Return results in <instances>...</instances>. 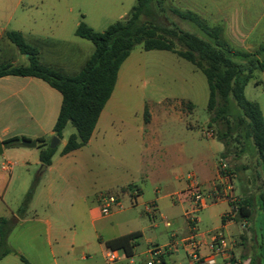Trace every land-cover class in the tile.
<instances>
[{
  "label": "rangeland",
  "instance_id": "obj_1",
  "mask_svg": "<svg viewBox=\"0 0 264 264\" xmlns=\"http://www.w3.org/2000/svg\"><path fill=\"white\" fill-rule=\"evenodd\" d=\"M160 1L162 12L156 18L160 24L174 23L184 31L202 36L194 25L181 20L170 8L189 10L209 25L221 26L224 38L234 49L254 52L264 44V0ZM134 4L135 0H0V30L23 32L26 43L41 53V64L73 76L93 52L91 42L74 35L76 26L84 22L94 31L102 32L108 25L124 19ZM1 62H13L16 66L28 63L27 56L6 41L0 44ZM244 95L259 106L264 119V74L258 69L253 70V78L245 86ZM207 100L205 78L189 62L167 51H144L136 45L120 67L116 86L105 107V111L110 112L103 118L114 121L118 128L119 120L141 124L144 117L150 116L161 145L167 146L171 152L168 160L174 158L177 145L182 147L187 159L185 157L178 166L165 162L161 171L150 168V174L145 177L143 172L139 173L142 165L137 142H132L133 133L123 134L117 140L118 134L113 130L109 131L104 143L94 142L67 156L65 159L70 172L63 177L58 172L40 173L42 165L37 159L41 145L10 150L7 161L12 164L14 176L5 191L0 189V216L15 219L7 238L11 252L1 264H24L20 256L28 264H107L100 255L104 242L126 232L127 226H111L110 217L102 216L99 211L98 195L107 192L116 178L128 176L126 169L135 175L136 184L141 189L145 184V189L138 196L142 205L132 211L137 219L129 226L138 228L141 238L136 255L123 264H130V261L131 264H146L148 255H140L146 248L169 243L172 234L183 236L188 233L187 219L183 216L188 203L185 200L180 202L184 198L190 199L186 193L187 174L196 176L204 164L210 170V174L206 171L204 177L211 179L213 165L217 163L219 173L229 176L233 190L226 191L225 196L228 197L218 199L205 195L206 207L192 215L198 220L195 222L197 234L222 230L230 241L235 240L234 258L239 261V255H247L256 246V241L250 242L248 226L241 227L236 210H232L227 202L236 204L249 200L252 203L250 219L260 242L261 225L264 230L258 199L264 192L262 165L253 149L245 148V152L239 154L244 142L235 134L227 138V157L220 158L223 144L215 138L217 127L208 126ZM187 101L193 105L192 111ZM208 130L213 131L212 138H207ZM73 133L75 129L67 124L62 131V139L66 141ZM194 142L200 149L193 150ZM56 147V150L61 149V139ZM162 153L153 151L147 160H163ZM58 157L57 154L55 160ZM220 161L226 164L225 170L221 168ZM146 165L150 166L149 161ZM4 176L7 177L6 174ZM33 186L26 212L17 217V209ZM109 192L111 194L112 191ZM167 194L170 196L162 198L157 205L163 206L162 213L169 226L153 211L156 198ZM118 195L123 210H126L128 196ZM146 207L148 215L144 212ZM229 211L234 218L225 221L227 226L220 229L221 216ZM45 221L50 222L54 230L50 236H47ZM178 259L186 264L181 250Z\"/></svg>",
  "mask_w": 264,
  "mask_h": 264
},
{
  "label": "trees",
  "instance_id": "obj_2",
  "mask_svg": "<svg viewBox=\"0 0 264 264\" xmlns=\"http://www.w3.org/2000/svg\"><path fill=\"white\" fill-rule=\"evenodd\" d=\"M170 11L194 25L202 36L184 31L174 23H158L156 18L162 12L160 0H135L124 19L108 25L102 32H96L80 22L74 35L91 42L94 49L73 76L41 64L38 50L26 43L20 32L7 31L5 38L20 54L27 56L28 63L16 66L11 62H1L0 78L34 77L60 93L61 105L53 132L60 140L67 124L75 129L61 150L62 154H67L83 147L90 139L99 115L113 92L118 71L136 45L144 51L170 52L189 62L205 78L208 88V126L217 127L215 138L223 144L220 158L227 157V138L235 134L236 138L244 142V148L239 154L244 153L245 148L253 149L264 173V119L259 106L247 100L244 95L245 86L253 78V70L258 69L264 74V44L259 45L254 52L234 49L224 38L221 26H211L189 10L181 11L171 7ZM148 118L146 116L143 119L146 122ZM21 139L7 138L2 144L4 148L17 147ZM38 142L43 147L39 152V161L47 167L57 147L51 149L43 139ZM33 190L34 186L27 191L17 209V217L26 212ZM258 199L264 219V192ZM235 205L237 220L251 218L252 203L249 200L230 203V208ZM14 219L0 217V260L11 252L7 238ZM140 237L141 233L136 231L106 240L104 246L111 251L121 250L126 257H131ZM261 237L258 243L259 257L264 260V230ZM19 259L28 264L23 257Z\"/></svg>",
  "mask_w": 264,
  "mask_h": 264
},
{
  "label": "crops",
  "instance_id": "obj_3",
  "mask_svg": "<svg viewBox=\"0 0 264 264\" xmlns=\"http://www.w3.org/2000/svg\"><path fill=\"white\" fill-rule=\"evenodd\" d=\"M6 32L7 31L5 30H0V44L4 41L8 42L7 39L5 38ZM17 32H20L22 35L24 34L21 31H17ZM32 36L34 38H39L36 35H31V37ZM39 40L43 41L44 39L39 38ZM38 53H39V59H40L41 53L40 52ZM44 63L46 64V62ZM11 64H13V62H11ZM54 67L57 68V66H54ZM117 80H118V74H117L116 82ZM115 86H116V83H115ZM110 98L107 100L106 104L104 105L103 110L101 111L99 115L95 128L88 142L83 147L77 150H73L67 154H62L61 150L63 146L65 145L66 141L61 138V149L55 151V153L53 154L51 158V164L47 166L43 172H46V171L47 172H58L61 177L68 174L70 170L68 169V162L66 161L65 158L69 155H73L77 152H80L81 149L87 146H90V144L94 142L99 141L100 143H104L106 139H108L110 135L109 131L111 130L115 131V133L118 134L117 140H120L123 134L133 133L132 142H135V143L137 142L136 144L138 146V149H137L138 155L141 159V165H142L141 171L139 173L143 172L145 177H148L147 175L150 174V168H153V169L159 168L161 171V168H163L165 162L172 166L173 165L178 166L182 163L183 160H185V157L187 159V156L185 152L183 151L182 147L181 146L179 147L177 145L178 149L175 151L174 158L171 160H168V157L171 152L167 146L161 145V140L159 139L158 135L155 132L156 129L153 123V118H151L150 116L148 118V121L145 122V120L143 119V122L141 124L140 123L130 124L128 122H123L119 120L118 122L120 125H118V128H117V124L114 121L103 118L104 114L107 115V113L110 112V110L108 112L105 111V107L107 103L110 101ZM187 103H189L190 110L192 111L193 105L189 101H187ZM181 104L179 107L180 110H181ZM60 105H61L60 93L56 91L55 89L51 88L47 83L43 82L42 80L38 78L27 77V76L1 77L0 78V142L2 143V141L7 138L19 137L22 139H29V140L34 139L37 141L36 145L37 144L42 145V143L38 142L39 139H43L44 142L47 143V141L51 137L54 136L53 126L56 122L59 109H60ZM189 128H191L190 125H189ZM18 148H24V147L19 145L13 148H4L2 144L3 152L0 155V189H4V191L9 187L11 180L14 176V173H13L14 170L11 169L12 164L7 161V157H9L11 154V153L9 154V152H11L10 150H19ZM198 149H200V147L198 146L196 142H194L193 150H198ZM153 151H160V152L163 151L162 155L164 156V159L163 160L161 159L147 160L148 158L147 156L151 155V152ZM16 152H20V151H16ZM17 154L20 155L23 153H15V155ZM57 154L59 155V157L55 160V156ZM37 160H38L37 162L40 163L39 158ZM147 161H149V165H150L149 167L146 165ZM213 168H214V171H213L211 179L209 178L205 179L204 176L206 174V171L208 172V174H210V170L208 167L202 164V166H200V170L198 169L199 173H197L196 176L194 175L195 180L202 190L204 188L206 189L203 191L207 194V197H210V199L211 198H214V199L223 198L226 195V191L232 192L233 190L232 184H231V181H229L227 178H225L223 175L219 173L218 163L213 165ZM178 169L180 170L181 167H178ZM126 172H128L129 174L128 176L118 177L115 180L112 179L114 183L110 186L111 188H107L109 190L105 192L106 194H110L109 191H112L111 194L114 193V195L116 196L117 194H120L121 196L126 195L129 198L127 202L128 207L126 210H123L124 206L122 202L120 201L122 204V209L109 215L111 226H122V225L127 226L126 232H123L122 234L118 236H122V235L136 232V231L141 233V231L138 230V228H133V227L129 228V226H130V223L134 222L137 219L133 216L132 211H134V209H136L138 205H142L141 203H139L138 196L142 194V189H145V184L141 189V187L136 184L137 180L135 178V175H132L131 170L126 169ZM5 174L7 175V177L4 176ZM186 182H187L186 183V190H187V185H188L187 177H186ZM132 190L137 191V196L134 197L133 201L131 199ZM168 196H170V194H167L166 196H162V197H157L155 202L153 203L154 213L156 212L158 214V218L161 221L165 220L166 222L168 221L166 218H164L163 213H162V211H164L163 206L161 207L157 205V202H159L162 198L168 197ZM180 196H182V194H180ZM225 197H228V196H225ZM118 198H119V195H118ZM186 198H187V195H186ZM0 199H1V196H0ZM184 200L188 203V207H189L190 201L188 199L184 198L180 202H184ZM224 200H226L227 202L226 198ZM227 203H228V206L230 207V203L229 202ZM187 210H185L183 214V216H185L186 219H187L186 217ZM148 211L149 209L146 207L144 209V212L147 215L149 214ZM0 217L7 218L5 216H0ZM222 217L223 215L221 216V227H219L220 229H224L227 226V224H225V221L222 222ZM97 218L101 219L103 217H97ZM245 220L248 224V230L250 231V236L248 235L249 234L248 230H247L248 231L247 235L250 238V242L251 240L256 241V246L254 247V249H251V251L248 252L247 255L245 254L243 256L242 255H239V256H241L242 259L249 260V264H264V260L259 257L260 255V249L258 248L259 242H258V236L256 235L255 230H254L253 221L252 219H248V220L245 219ZM166 222H165V225H166ZM196 222H198V220ZM45 224L47 226V229H46L47 236H50L51 234H53L54 230L52 229L50 222L45 221ZM187 226H188V233L186 235L177 236L176 234H172L171 240L169 243L162 245V246H158V247H165V252L161 256L162 264H182L181 260L178 259L179 250L182 251L183 259L186 262V264H191L186 256L184 240L191 233H193V227L191 226V224L188 223V221H187ZM194 230H196L197 232L196 226ZM262 233H263V227L261 225L260 237ZM199 235L207 236L209 234H199ZM118 236H115V237H118ZM115 237H112V238H115ZM227 239L229 241V245L231 249L235 252V250L233 249V242H235V240L230 241L229 238ZM153 247H156V246H153ZM153 247L146 248L140 254V255H145V256L148 255L149 259L147 260V262L153 260L150 254V250ZM137 248H138V241H137V245L135 246L133 250V255L131 257H126L121 250L114 251L116 260L112 264L126 263V260L136 255ZM107 250L108 249L104 246L102 247L100 251V255L102 258H104V260H105V254ZM6 257L7 255L0 260V264L2 263L4 259H6ZM129 263L131 264L132 261H130ZM217 264H223V263L222 261H218Z\"/></svg>",
  "mask_w": 264,
  "mask_h": 264
},
{
  "label": "built area",
  "instance_id": "obj_4",
  "mask_svg": "<svg viewBox=\"0 0 264 264\" xmlns=\"http://www.w3.org/2000/svg\"><path fill=\"white\" fill-rule=\"evenodd\" d=\"M214 135L212 130L206 131L207 138H212ZM220 166L225 170L226 164L221 163ZM230 181L229 176L224 175ZM188 185H187V194L190 197V205L186 211L187 221L193 227V233H191L185 240V252L186 256L191 264H217L218 261H222L223 264H249V260L240 259L237 261L234 258L233 250L229 245L227 237L223 232L216 231L207 236L197 234L195 228V222L197 218L193 217V214L198 213L201 209L206 207V193L199 187L198 183L195 180V176L192 173L187 175ZM230 189V188H229ZM206 195V196H205ZM137 196V191H131V199L133 201L134 197ZM99 201V211L102 216H109L113 212L122 209V204L116 195L100 193L98 195ZM232 202V200H231ZM236 210L237 206H233L232 210ZM224 218H227L225 221L231 220L233 214L231 211L223 215ZM166 225L169 226V223L166 222ZM241 227L246 228L248 226L245 219L240 221ZM165 252V247H153L150 250V254L153 260L147 262L146 264H162L161 256ZM116 260L114 251L107 250L105 254V261L107 264H112Z\"/></svg>",
  "mask_w": 264,
  "mask_h": 264
},
{
  "label": "water",
  "instance_id": "obj_5",
  "mask_svg": "<svg viewBox=\"0 0 264 264\" xmlns=\"http://www.w3.org/2000/svg\"><path fill=\"white\" fill-rule=\"evenodd\" d=\"M36 140L32 139V140H29V139H21L20 140V145L24 148H34L36 146ZM59 144V139L55 136H53V138L51 139V142L49 144V147L51 149L55 148L57 145ZM3 152V149H2V143L0 142V155L2 154ZM45 166L42 165L41 166V169H40V173H42L44 170H45Z\"/></svg>",
  "mask_w": 264,
  "mask_h": 264
}]
</instances>
